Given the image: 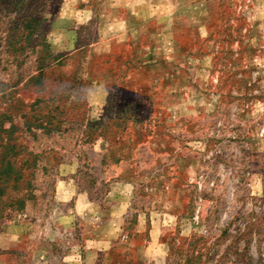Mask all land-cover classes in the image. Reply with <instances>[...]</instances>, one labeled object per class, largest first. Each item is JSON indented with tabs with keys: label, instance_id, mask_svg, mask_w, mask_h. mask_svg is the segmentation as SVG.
<instances>
[{
	"label": "rangeland",
	"instance_id": "rangeland-1",
	"mask_svg": "<svg viewBox=\"0 0 264 264\" xmlns=\"http://www.w3.org/2000/svg\"><path fill=\"white\" fill-rule=\"evenodd\" d=\"M37 251L264 264V0H0V253Z\"/></svg>",
	"mask_w": 264,
	"mask_h": 264
},
{
	"label": "crops",
	"instance_id": "crops-1",
	"mask_svg": "<svg viewBox=\"0 0 264 264\" xmlns=\"http://www.w3.org/2000/svg\"><path fill=\"white\" fill-rule=\"evenodd\" d=\"M156 240H159L160 232L156 233ZM24 253H0V264H24ZM41 253L39 251L32 253L30 257V263L28 264H40Z\"/></svg>",
	"mask_w": 264,
	"mask_h": 264
}]
</instances>
